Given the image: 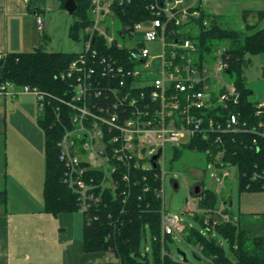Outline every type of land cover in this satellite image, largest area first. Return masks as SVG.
Segmentation results:
<instances>
[{
	"label": "built area",
	"instance_id": "2783aa9c",
	"mask_svg": "<svg viewBox=\"0 0 264 264\" xmlns=\"http://www.w3.org/2000/svg\"><path fill=\"white\" fill-rule=\"evenodd\" d=\"M89 2L90 23L81 38L85 47L61 75L69 91L64 97H54L36 88L18 90L37 97L40 113L52 102L58 104L52 127L62 130L57 145L62 181L77 196L80 212L98 207L108 192L113 202L122 195L121 201L126 203L130 190L122 184L131 181L134 170L141 169L160 181L155 192L162 200L163 235H181L185 227L178 215L168 213L165 203L167 163L175 149L192 145L190 152H199L198 144L205 143L218 147L202 154L207 168L218 170L213 175L221 199L216 214L229 221L220 192L231 176L227 164L237 166L225 161L229 153L225 138L241 133L264 138V101L256 102L254 117L259 122L253 128L239 110L241 92L228 74L225 56L229 48L223 45L208 52L201 46V30L211 25L203 0H145L148 15L133 24L119 15L133 0ZM37 26L43 34L41 16ZM148 43L158 54H152ZM105 85L115 97L112 110L93 102ZM10 87L2 86L0 95L15 97L17 94L8 91ZM126 107L132 110L122 117L119 109ZM253 143L257 146L258 140ZM260 177L254 173L253 180ZM196 187L199 185L189 188L186 201L192 217L200 212ZM150 188L145 187V192ZM195 252L201 254L202 249ZM108 264L121 263L109 260Z\"/></svg>",
	"mask_w": 264,
	"mask_h": 264
},
{
	"label": "trees",
	"instance_id": "16d2710c",
	"mask_svg": "<svg viewBox=\"0 0 264 264\" xmlns=\"http://www.w3.org/2000/svg\"><path fill=\"white\" fill-rule=\"evenodd\" d=\"M67 1L63 0L64 6ZM29 4L39 15L43 13L42 0H31ZM121 10L119 15L125 23L133 24L148 15L145 0H133L131 6H124ZM73 15L74 23L70 29V36L80 41L82 32L90 23L89 0L78 2L77 10ZM259 19L264 21V11L259 13ZM210 21V27L201 30V46L208 52L223 45L229 48L225 60L229 62L230 79L241 92L239 110L243 118L257 129L259 121L254 117L257 104L250 100L252 91L246 83L245 70L251 62V56L264 53V27L249 33L229 26L224 22L223 17L210 15ZM43 42L35 52L4 54V57L0 58V88L11 86L19 90L30 87L54 97H64L69 88L61 79V75L69 69L77 53L49 52L47 41ZM109 87L105 85L100 88V94L93 96V102L112 110L115 97ZM39 106L38 103V108ZM57 106L56 102H52L46 106L43 113L39 112L38 115V123L45 136L44 212L52 214L55 218L61 214L80 212L77 196L62 181L63 166L59 161L57 146L62 130L52 127L55 123L54 110ZM130 110L131 107H126L119 109V112L124 117ZM255 139L258 140L257 146L253 143ZM225 140L229 149L225 161L238 167L240 193L264 192V176H262L264 138L255 134L241 133L229 136ZM207 148L218 150L215 144H198L200 153L205 152ZM193 149L192 145L175 149L169 160L171 166L177 163L184 151ZM134 172L131 181L122 184L123 187L126 186L125 189L130 190L126 203L121 201L124 197L122 195L118 202H113V197L108 192L102 204L83 214L85 251L110 254L112 260H118L121 264H151L149 249L145 256L141 251L142 242L148 240L150 233L154 264H187L173 257L170 246L173 243V236H164L162 233V200L155 192V189L160 187V181L154 179L150 172L145 173L141 169ZM254 173H260L261 177L253 180ZM144 177L146 181H143ZM148 186L151 188L145 192L144 189ZM223 200L226 202V199ZM197 201L200 212L193 218L199 221L206 231L185 228L181 234L183 240L195 250L202 249L201 254L195 252L196 259L204 258L211 264H264V237H251L232 219L223 221L216 214L221 206L217 192L203 188L197 195ZM7 203V192L0 191V205L6 206ZM214 222H217L214 229L229 242L233 250V258H229L222 243L210 235L214 230L210 229V226H213Z\"/></svg>",
	"mask_w": 264,
	"mask_h": 264
},
{
	"label": "crops",
	"instance_id": "0c3cea01",
	"mask_svg": "<svg viewBox=\"0 0 264 264\" xmlns=\"http://www.w3.org/2000/svg\"><path fill=\"white\" fill-rule=\"evenodd\" d=\"M203 7L213 16H233L243 31L264 27V0H203ZM38 16L25 0H0V55L32 53L44 40L49 44L46 28L43 34L38 30ZM10 93L17 95H0V191L8 194L7 205H0V264H108L110 254L85 251L84 222L76 213L55 218L44 212V132L31 95ZM30 175L42 176L34 199L25 181ZM240 197L239 217L232 220L251 237H264V192Z\"/></svg>",
	"mask_w": 264,
	"mask_h": 264
},
{
	"label": "rangeland",
	"instance_id": "374dc122",
	"mask_svg": "<svg viewBox=\"0 0 264 264\" xmlns=\"http://www.w3.org/2000/svg\"><path fill=\"white\" fill-rule=\"evenodd\" d=\"M42 7L44 12L41 16L44 19L46 35L49 38V44L47 45V51L49 52H64V53H78L81 52L84 47V41H76L70 36V29L74 23V15H70L63 4V0H42ZM224 22L229 26H233L237 29H241V24L239 20H236L233 16H224ZM255 31V30H254ZM254 31H247L253 33ZM45 32V30H44ZM83 38V32L81 35ZM51 41V42H50ZM134 45V42H130ZM152 52V54H158L156 48L152 44L148 43L146 45ZM251 62L246 67L245 78L248 88L252 91L250 95V100L252 102H263L264 101V53L251 56ZM8 91H15L14 87H10ZM31 102H33L34 107V117L38 123V99L35 95H31ZM43 132V130H42ZM171 146H169L170 148ZM170 156V152L168 151ZM167 176H166V196L165 203L168 213L172 215H178L181 222L185 228H192L199 231H206L202 224L190 216L187 211L186 201L190 198L189 188L196 185H203L204 188L217 191L218 186L213 178V175L218 173V170L213 168H207V162L205 156L200 152H190L184 151L181 158L171 166L170 162L167 163ZM226 170L230 172V177L224 182L223 188H221V197L226 199L225 211H228V217L232 219L234 216L237 219L239 217L240 209V182H239V170L237 167H233L229 164L226 166ZM37 178V180H36ZM30 175V178H25L26 183L30 189V195L34 199V193L38 194L41 189L40 183L42 182V176L40 179L38 177ZM174 182L179 184V189L176 190L174 187ZM201 190L203 188L200 187ZM193 198V202H194ZM196 202V200H195ZM233 202V205L232 203ZM83 225L84 215L81 212L76 213ZM210 226V225H209ZM208 227V226H207ZM210 226V229H213ZM207 229V228H206ZM209 229V228H208ZM210 235L213 238L218 239L225 250V253L229 258H233V250L227 240H225L218 232L214 229ZM172 255L179 261L184 262V258L181 253H184L187 258V264H211L206 259H196L195 248L190 246L185 242L181 235L177 234L173 236ZM149 249V260L151 264H154L153 257V243L151 240L150 233L148 234V240H143L141 245V251L143 256L147 253Z\"/></svg>",
	"mask_w": 264,
	"mask_h": 264
},
{
	"label": "water",
	"instance_id": "95a60500",
	"mask_svg": "<svg viewBox=\"0 0 264 264\" xmlns=\"http://www.w3.org/2000/svg\"><path fill=\"white\" fill-rule=\"evenodd\" d=\"M83 1H85V0H68L65 4V9L67 10V12L70 15H73L75 13V11L77 10L78 2H83ZM157 157H155V159H157ZM177 188H178V185H175V189H177ZM195 192H196V194H199L200 193V187H197ZM181 255L184 258V263H187L188 261H187L186 255L184 253H181Z\"/></svg>",
	"mask_w": 264,
	"mask_h": 264
},
{
	"label": "flooded vegetation",
	"instance_id": "af4514ba",
	"mask_svg": "<svg viewBox=\"0 0 264 264\" xmlns=\"http://www.w3.org/2000/svg\"><path fill=\"white\" fill-rule=\"evenodd\" d=\"M197 188V187H196Z\"/></svg>",
	"mask_w": 264,
	"mask_h": 264
}]
</instances>
